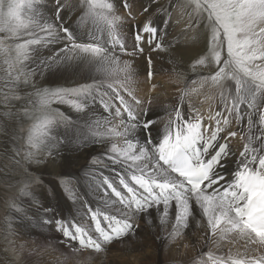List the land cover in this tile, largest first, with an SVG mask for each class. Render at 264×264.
<instances>
[{"label": "snow or ice", "instance_id": "snow-or-ice-1", "mask_svg": "<svg viewBox=\"0 0 264 264\" xmlns=\"http://www.w3.org/2000/svg\"><path fill=\"white\" fill-rule=\"evenodd\" d=\"M120 2L127 16L118 14L114 0H51L55 7L48 0H0V59L10 80L34 90L33 111L25 109L20 117L33 121L25 160L35 171L65 152L84 153L89 161L81 173L57 182L59 193L40 179L35 183L48 187L46 194L34 192L32 181L23 182L20 192L37 210L29 219L60 233L61 242L96 253L136 236L141 222L165 243L195 224L204 229L209 251L191 264H264V0H186L207 22L204 55L196 64L215 70L191 80L195 87L186 84L177 101L162 109V129L160 113L149 118L151 100L134 93L132 64L147 46L176 65L166 40L170 14L151 9L157 0H145V20L134 25L132 3ZM125 54L133 60H122ZM146 61L151 81V55ZM81 73L91 82L37 87L53 75ZM202 93L215 101L207 123L200 108L188 103ZM54 101L77 116L51 109ZM97 102L99 108L93 107ZM97 111L103 119L90 116ZM233 124L244 127L233 131ZM60 125L70 130L62 139L53 131ZM238 135L244 141L239 152L230 143ZM98 156L109 161V174L95 167ZM77 183L94 203L78 192ZM61 193L67 206L59 201ZM225 244H240L243 252L212 250Z\"/></svg>", "mask_w": 264, "mask_h": 264}, {"label": "bare ground", "instance_id": "bare-ground-1", "mask_svg": "<svg viewBox=\"0 0 264 264\" xmlns=\"http://www.w3.org/2000/svg\"><path fill=\"white\" fill-rule=\"evenodd\" d=\"M160 1L161 0H157L156 3L152 4L151 9H162L165 10V14H170V18L168 20V34L166 36V40L170 42L172 46H175L176 44L181 45L183 43L186 45L189 44L190 31L187 30L188 32H186V34H181L183 38H180V35L176 36L177 31L175 29H178V26H176L172 22L171 12V7H173L175 3L172 5H167L163 8H154V5H157V3ZM129 2L133 5L130 11L131 14L135 17V19L131 23L134 25H139L142 21L145 20V16L147 15V13L142 14V7L145 3V0H129ZM118 14L124 16L128 15V13L124 11V9H119ZM158 18V16H153L154 21ZM190 26L191 25H189L188 27L190 28ZM125 36L128 42V46L130 47L132 43L131 25L128 29L125 30ZM178 50L181 53L180 56L183 57V61L186 63L196 56H194V54L199 53L197 49L193 48ZM149 55H151L153 59L152 68L155 73L151 81H149L147 78L148 66L146 57H148ZM122 60H133V58L125 54L124 56H122ZM132 67L136 70L134 82L132 84L134 93L137 98L141 99L142 101L149 99L151 100V103L148 105L149 118H151L153 113H160L161 118L158 121V124L159 127L162 129L163 124L167 119V116H165L166 114L162 115V109L168 105L174 104L181 94L180 90L183 89L185 86L180 83L177 76L168 75L170 74L168 71L172 70L174 67L168 61L167 54L151 52L147 46H145V50L142 55H138L137 57H135ZM165 75H167V79ZM85 76V73H81L80 75H74L72 77H69L66 74H61L53 75L50 79H47L51 82L64 81L71 82L72 84H78V82L81 83L83 81H89L85 79ZM153 83L158 85L157 90L159 91V96L162 95V98L157 99L155 95H157L158 91L157 93H155L156 91L153 92L154 90H150L151 86L154 85ZM171 83H174V87L177 84H179V86L174 88L173 86H171ZM114 86L118 88L120 87L118 83ZM121 94L125 95L126 99L129 98L127 96V88H123ZM157 100H160L163 103L154 104L155 101L157 103ZM188 103L194 104L196 107L200 108L201 113L205 116V123H207L206 117L210 110L209 105L215 106V101L207 100L205 98V94L202 93L199 98H197L195 95L192 96ZM93 107L99 108V103L97 102V104ZM71 114H73L74 117L77 116V113L75 111H72ZM90 116H96L99 119L104 118L100 115V111H97L96 113H90ZM242 127L244 126L233 124L231 130L240 132V129ZM69 131L70 130L66 132ZM65 134L66 133H63L60 138L62 139ZM242 134L243 133H241V135ZM230 143H233L232 148L236 151L239 152L243 150L244 141L241 140L240 135L231 138ZM99 157L103 158L102 156ZM61 158L62 160H60L59 158V160H56L55 162L57 164V167L56 165L54 166L51 163L43 165L42 167L45 168L48 172L53 167V171L61 173L63 171L65 173L73 172L76 176L77 174L81 173L84 166L88 163L87 155L80 152L71 153L66 160L63 159V157ZM105 160L109 163L107 159ZM100 170L104 171L105 174H109L106 168ZM81 189L82 193L85 194V198L89 200V202L94 203L95 197L90 194L88 189L86 187H81ZM59 201L61 204L67 206L62 193L59 196ZM52 203L56 204L57 201L53 200ZM73 215H75V213H73ZM32 222H34V232H32L31 234L30 232L29 234L25 233V236H14L17 245V252L21 254V259L22 261H24L25 264H171L173 262L179 264H191V261L194 258L200 259L203 254L209 251V248L203 235L204 229L202 227H195V224L190 225V228L185 231L184 235L178 238L177 240L165 243L164 241H161L153 235V229L145 226L143 222H141L140 228L137 230L138 234L136 236L132 237L130 240H127V242H113L111 245H107L104 251L96 253L90 249L77 250L78 245L76 242H61L60 233L50 230V228L48 227L38 226V221L36 219L32 220ZM44 230H48L52 233V235L47 237V239L40 238ZM64 243L68 245L67 248H63V246L65 247L66 245ZM229 248L232 249L233 253L236 251L237 248H240V251L243 252V248L240 246V244H225L220 250H212L216 252V254H220V252L226 253ZM66 256L76 257L77 260L74 262H68L65 259ZM124 261L128 262L124 263Z\"/></svg>", "mask_w": 264, "mask_h": 264}, {"label": "rangeland", "instance_id": "rangeland-1", "mask_svg": "<svg viewBox=\"0 0 264 264\" xmlns=\"http://www.w3.org/2000/svg\"><path fill=\"white\" fill-rule=\"evenodd\" d=\"M70 2L73 4H79L80 0H70ZM114 2L118 10L123 9L120 0H114ZM48 3L50 7H55V5L51 3V0H48ZM172 4H174L173 7H171L172 22L178 26V29L174 28L177 31L176 36L180 35V38H183L181 34H186V32L190 31V43L187 45L183 43L181 45L176 44L175 46H172L171 56L177 63L173 66L174 68L172 70L168 71L170 73L168 75L177 76L180 83L185 86L193 79H199L201 76L212 74L215 70V66L203 67L196 64L197 60L204 55L205 43L208 38L206 20L198 19L196 14L186 7V0H161L157 5H154V8H163ZM79 15L80 11H77L73 16V20ZM189 25H191L190 28L188 27ZM186 48H193L199 51V53L194 54V56H196L190 59L187 63L183 61V57L180 56L181 53L178 50ZM193 65H196L195 70H193ZM13 75H15V73H13ZM165 76L167 79V75ZM45 80H41L37 87L55 88L73 87L77 85V83L72 84L71 82L64 81L51 82L47 78ZM84 82L85 81L81 83ZM154 85L155 88L151 86V89L150 87L149 89L151 91L154 90L153 92L156 91L155 93H157L158 85ZM171 86L174 87V83H171ZM178 86L179 84L175 85V87ZM189 86L195 87V85L190 84ZM33 91L34 90L30 86H26L22 82L16 83L10 80L7 73V65H5L3 60L0 59V264H25L21 259V254L17 252L15 237L16 235L25 236V233L29 234V232L31 234L35 230L34 222H32V220L35 219H29V217L37 216V210L36 207L31 204V198L21 194L20 189L23 186V182L29 180L32 181L31 188L34 192L39 194L43 191L46 194L48 187H43L35 183L37 179H40L45 182V185L52 187L54 191L59 193L60 190L57 182L62 177L75 176L73 172L65 173L63 171L61 173L53 171V167L49 170V173L42 167L43 165L40 166L39 171H35V165H29L24 158L25 153L28 151L26 143L27 131L31 127L33 121L28 117H24L21 120L20 117L25 109L30 113L33 111L35 103L34 97L31 95ZM159 95L158 91L157 95H155L157 99L162 98V95ZM200 95L196 97L199 98ZM5 96L9 97L7 105L5 103ZM15 97H18V99ZM159 103L163 102L160 100H157V103L156 101L154 102V104ZM50 107L53 110L63 112L65 115L75 118L74 115L71 114L74 110L67 104H59L54 101ZM5 113H8L9 115H5ZM162 115H165V113L163 112ZM53 131L60 137L63 133H67L66 131H68V129H65L63 125H60ZM232 145L233 143L231 144V147ZM70 154L71 153L65 152L61 157L64 159V156H69ZM61 157L60 160H62ZM97 159L98 163L95 167L97 169H105V165L108 164V162L99 156ZM57 160H59V158ZM51 164L54 166L56 165L57 167L56 163ZM77 189L79 193H82L79 183H77ZM25 212H27V216L24 215ZM50 235H52L50 231L44 230L40 238L47 239ZM67 246L68 245L66 244L63 248H67ZM65 259L68 262H74L77 260L76 257L71 256H66ZM127 262L124 261V263ZM171 264L179 263L173 262Z\"/></svg>", "mask_w": 264, "mask_h": 264}]
</instances>
